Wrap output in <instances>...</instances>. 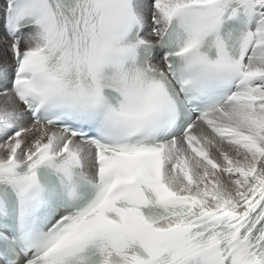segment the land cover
Instances as JSON below:
<instances>
[{"label":"snow or ice","instance_id":"obj_1","mask_svg":"<svg viewBox=\"0 0 264 264\" xmlns=\"http://www.w3.org/2000/svg\"><path fill=\"white\" fill-rule=\"evenodd\" d=\"M0 264H264V0H0Z\"/></svg>","mask_w":264,"mask_h":264}]
</instances>
